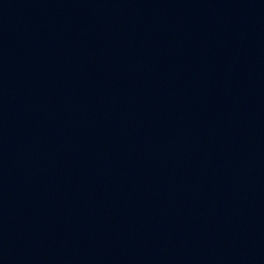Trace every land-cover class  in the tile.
<instances>
[{"label": "water", "instance_id": "95a60500", "mask_svg": "<svg viewBox=\"0 0 264 264\" xmlns=\"http://www.w3.org/2000/svg\"><path fill=\"white\" fill-rule=\"evenodd\" d=\"M0 264H264V0H0Z\"/></svg>", "mask_w": 264, "mask_h": 264}]
</instances>
